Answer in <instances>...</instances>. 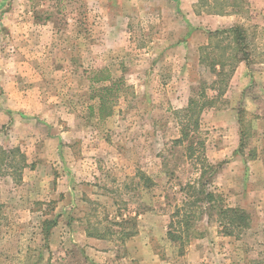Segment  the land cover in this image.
Masks as SVG:
<instances>
[{
  "label": "rangeland",
  "instance_id": "374dc122",
  "mask_svg": "<svg viewBox=\"0 0 264 264\" xmlns=\"http://www.w3.org/2000/svg\"><path fill=\"white\" fill-rule=\"evenodd\" d=\"M214 12L198 0H0V146L29 164L20 181L0 177V264H249L264 255V0ZM233 25L245 28L251 60L196 111L194 137L218 166L209 188L251 223L226 236L204 218L180 252L166 235L170 182L199 170L172 143L178 111L200 100L202 81L214 96L200 51L210 31Z\"/></svg>",
  "mask_w": 264,
  "mask_h": 264
},
{
  "label": "trees",
  "instance_id": "16d2710c",
  "mask_svg": "<svg viewBox=\"0 0 264 264\" xmlns=\"http://www.w3.org/2000/svg\"><path fill=\"white\" fill-rule=\"evenodd\" d=\"M200 7L208 4L216 14L239 13L244 9L245 0H198ZM229 9V10H228ZM209 41L202 46L200 51V64L208 67L214 79L209 86L216 91L213 97L205 94L208 84L201 82L198 95L200 100L190 97L187 107L179 114L180 136L173 140L174 145H183L184 156L194 160L199 175L184 184L170 182V220L167 225L166 235L170 242L176 245L181 252L191 238L200 235L197 223L206 218V221L214 220L218 226V232L226 236H238L243 230L249 228L251 219L247 211L240 207H231L224 201L222 194L209 188L211 174L218 169L217 165L209 162L204 155L205 144L200 138H195V132L199 131L196 111L209 104H213L227 86V80L234 70L237 62L248 63L250 52H248V39L245 28L241 25H233L223 29H217L208 33ZM100 95L101 109L105 104L106 91ZM26 155L19 148H3L0 146V177L11 176L12 179L20 181L22 172L28 166ZM173 172H170L172 181ZM139 179L144 188L151 189L155 184L152 178L143 172H139ZM169 202V197L164 195ZM129 220H123L127 225ZM46 223H50L49 220ZM123 236L134 234L133 230L121 227ZM89 235H92L89 233ZM95 235V234H94ZM264 246V244H263ZM249 264H264V255L251 258Z\"/></svg>",
  "mask_w": 264,
  "mask_h": 264
},
{
  "label": "crops",
  "instance_id": "0c3cea01",
  "mask_svg": "<svg viewBox=\"0 0 264 264\" xmlns=\"http://www.w3.org/2000/svg\"><path fill=\"white\" fill-rule=\"evenodd\" d=\"M240 62H241V61H240ZM240 62H239V63H240ZM244 63H245V62H244ZM245 64H246V63H245ZM236 67H237V66H236ZM235 69H236V68H235ZM233 72H235V70H233ZM233 72H232V74H233ZM232 74L230 75L229 79L231 78ZM229 79L227 80V84H228ZM213 92H214V94H216V91L213 90ZM222 95H223V94H222Z\"/></svg>",
  "mask_w": 264,
  "mask_h": 264
}]
</instances>
